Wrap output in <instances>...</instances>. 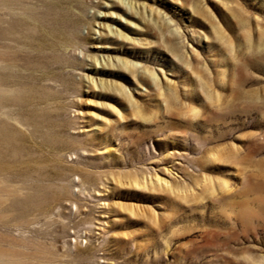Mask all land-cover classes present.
Here are the masks:
<instances>
[{
  "label": "rangeland",
  "instance_id": "374dc122",
  "mask_svg": "<svg viewBox=\"0 0 264 264\" xmlns=\"http://www.w3.org/2000/svg\"><path fill=\"white\" fill-rule=\"evenodd\" d=\"M10 2L0 264H264V0Z\"/></svg>",
  "mask_w": 264,
  "mask_h": 264
},
{
  "label": "bare ground",
  "instance_id": "6f19581e",
  "mask_svg": "<svg viewBox=\"0 0 264 264\" xmlns=\"http://www.w3.org/2000/svg\"><path fill=\"white\" fill-rule=\"evenodd\" d=\"M19 7L22 9L21 5H19ZM0 8H4V9L14 11V12L18 11L17 6L12 4L10 0H1Z\"/></svg>",
  "mask_w": 264,
  "mask_h": 264
}]
</instances>
